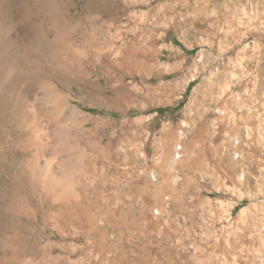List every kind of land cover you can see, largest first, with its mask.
Masks as SVG:
<instances>
[{
  "label": "rangeland",
  "instance_id": "obj_1",
  "mask_svg": "<svg viewBox=\"0 0 264 264\" xmlns=\"http://www.w3.org/2000/svg\"><path fill=\"white\" fill-rule=\"evenodd\" d=\"M0 1L6 24L12 0ZM127 1L122 31L151 34L142 70L110 67L103 57L116 47L98 49L94 91H64L49 125L84 213L50 242L64 264L75 263L74 244L81 264H264V0ZM19 16L0 49L31 59ZM123 86L131 95L116 108L109 100ZM53 95L48 111L58 109Z\"/></svg>",
  "mask_w": 264,
  "mask_h": 264
},
{
  "label": "bare ground",
  "instance_id": "obj_2",
  "mask_svg": "<svg viewBox=\"0 0 264 264\" xmlns=\"http://www.w3.org/2000/svg\"><path fill=\"white\" fill-rule=\"evenodd\" d=\"M10 3L13 6L8 8L9 22H0V36L16 31L18 26L12 17L20 15L19 26L27 36V51L32 57L15 56L10 45L0 49V249L4 252L0 264H64L50 239L61 241L70 227L78 229L84 213L81 196L71 191L72 184L66 174L69 157L65 156L63 141L57 143L51 137L52 117L63 115L67 97L64 91L77 94L94 91L92 77L102 65L97 59L98 49L116 47L118 54L103 57L108 66L121 71H141L147 55V48L141 42L151 34L145 25L134 31H122L123 16L132 12L127 0H12ZM47 11L53 14L47 17ZM4 16L0 8V20ZM238 31L232 34L238 37ZM253 32L243 34L251 36ZM37 34L41 39L32 37ZM78 41L81 48H76ZM49 50L50 55L46 56ZM241 78L235 82L240 89L245 81ZM38 88L43 90L41 97ZM52 92L58 109L48 111ZM130 95L126 87L117 88L109 103L121 108ZM228 100L223 102L224 113L235 104ZM250 145V150L257 152L256 144ZM45 237L49 242H44ZM221 242L218 241L215 250L226 258L228 250ZM75 246L74 264H81L82 258H77L80 253L77 249L81 248ZM96 246L91 243L88 248ZM229 250L235 252L234 248ZM261 256L264 258V252ZM173 261L168 258L167 264Z\"/></svg>",
  "mask_w": 264,
  "mask_h": 264
}]
</instances>
